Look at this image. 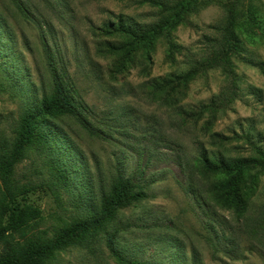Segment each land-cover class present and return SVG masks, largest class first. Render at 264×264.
I'll return each instance as SVG.
<instances>
[{"label": "rangeland", "instance_id": "374dc122", "mask_svg": "<svg viewBox=\"0 0 264 264\" xmlns=\"http://www.w3.org/2000/svg\"><path fill=\"white\" fill-rule=\"evenodd\" d=\"M138 2L0 0V135L9 137L24 104L48 96L55 81L76 107L49 125L51 149L30 150L18 167L35 187L29 202L43 210L39 228L53 236L94 213L118 175L141 194L105 231L48 264H118L110 238L122 256L145 264H264V168L245 173L242 214L221 203L219 176L199 170L204 152L211 160L264 153V0H205L172 32L180 49L171 57L165 39L113 51L127 39L113 30L121 17L139 25L157 18ZM230 9L245 51L232 53L227 70L202 69L220 50ZM192 67L194 78L163 87Z\"/></svg>", "mask_w": 264, "mask_h": 264}, {"label": "trees", "instance_id": "16d2710c", "mask_svg": "<svg viewBox=\"0 0 264 264\" xmlns=\"http://www.w3.org/2000/svg\"><path fill=\"white\" fill-rule=\"evenodd\" d=\"M138 3L156 8L157 18L150 24L139 25L121 17L113 24V30L127 36V39L112 45L113 51L129 53L140 48L149 49L156 41L165 39L168 43V56L171 57L180 49L171 39L172 32L188 15L198 12L205 0H139ZM228 12L220 50L200 66L202 69L224 64L227 70L231 67L232 53L245 51L236 32L242 26L237 23L235 11L230 9ZM250 19L253 26L260 25L254 16ZM1 70L6 74L7 85L17 91L14 73L6 66H2ZM198 71L197 67H192L185 75H171L163 80V87H174L175 82L188 81ZM2 89L4 91L1 84L0 91ZM75 113L76 107L63 86L55 81L48 96L35 103L27 101L24 104L9 137L0 135V264H48L59 253L105 231L121 210L141 196L136 192L138 186L135 183L118 175L94 213L74 219L53 236L39 228L44 219L43 210L29 202V194L35 187L30 181L24 182L18 177V167L30 150L48 152L52 147L49 125L63 116ZM48 162L51 170L58 175V180L69 185L68 175L60 162L53 159ZM199 166L202 175H216L221 179L215 187L221 203L242 214L246 208L242 181L251 166L264 168V153H260L259 159L211 160L204 152L200 156ZM107 247L118 264H145L122 256L113 238L108 240Z\"/></svg>", "mask_w": 264, "mask_h": 264}]
</instances>
